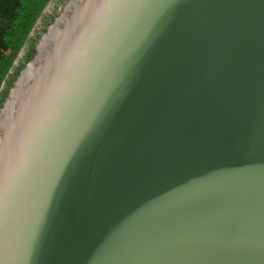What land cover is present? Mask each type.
Here are the masks:
<instances>
[{
    "label": "water",
    "instance_id": "1",
    "mask_svg": "<svg viewBox=\"0 0 264 264\" xmlns=\"http://www.w3.org/2000/svg\"><path fill=\"white\" fill-rule=\"evenodd\" d=\"M34 50L0 264H264V0H62Z\"/></svg>",
    "mask_w": 264,
    "mask_h": 264
},
{
    "label": "trees",
    "instance_id": "2",
    "mask_svg": "<svg viewBox=\"0 0 264 264\" xmlns=\"http://www.w3.org/2000/svg\"><path fill=\"white\" fill-rule=\"evenodd\" d=\"M57 2L52 12H45L35 34L30 32L49 2ZM62 0H0V106L7 89L20 69L34 55V44L39 38L41 27L52 20ZM21 50L24 54L19 56ZM16 60L18 61L16 63ZM4 86L1 89V85Z\"/></svg>",
    "mask_w": 264,
    "mask_h": 264
},
{
    "label": "flooded vegetation",
    "instance_id": "3",
    "mask_svg": "<svg viewBox=\"0 0 264 264\" xmlns=\"http://www.w3.org/2000/svg\"><path fill=\"white\" fill-rule=\"evenodd\" d=\"M56 3H57L56 1H55V3H53V5H52V7H51V10H53V8H54V6L56 5ZM46 22H48L47 19H46ZM46 22H45V23H46Z\"/></svg>",
    "mask_w": 264,
    "mask_h": 264
}]
</instances>
